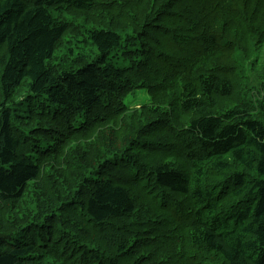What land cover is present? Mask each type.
<instances>
[{
	"label": "trees",
	"instance_id": "trees-1",
	"mask_svg": "<svg viewBox=\"0 0 264 264\" xmlns=\"http://www.w3.org/2000/svg\"><path fill=\"white\" fill-rule=\"evenodd\" d=\"M263 50L264 0H0V264H264Z\"/></svg>",
	"mask_w": 264,
	"mask_h": 264
},
{
	"label": "rangeland",
	"instance_id": "rangeland-1",
	"mask_svg": "<svg viewBox=\"0 0 264 264\" xmlns=\"http://www.w3.org/2000/svg\"><path fill=\"white\" fill-rule=\"evenodd\" d=\"M264 55V50H263ZM147 101V94L143 88L136 90V93L129 94L124 98V103L128 106H135L136 104H143ZM119 141V140H118ZM150 199L148 200V203Z\"/></svg>",
	"mask_w": 264,
	"mask_h": 264
}]
</instances>
